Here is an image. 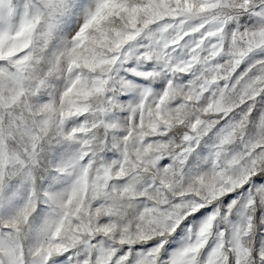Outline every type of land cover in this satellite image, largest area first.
<instances>
[{"label":"snow or ice","instance_id":"snow-or-ice-1","mask_svg":"<svg viewBox=\"0 0 264 264\" xmlns=\"http://www.w3.org/2000/svg\"><path fill=\"white\" fill-rule=\"evenodd\" d=\"M0 264H264V0H0Z\"/></svg>","mask_w":264,"mask_h":264}]
</instances>
